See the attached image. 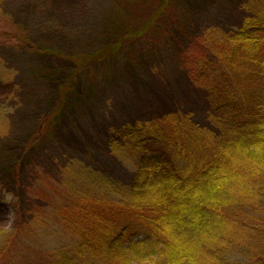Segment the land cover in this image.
<instances>
[{
  "label": "trees",
  "instance_id": "16d2710c",
  "mask_svg": "<svg viewBox=\"0 0 264 264\" xmlns=\"http://www.w3.org/2000/svg\"><path fill=\"white\" fill-rule=\"evenodd\" d=\"M194 2L201 7L203 0ZM241 7L246 15L240 26L226 30L213 24L203 31L196 42L207 45L200 59L185 58L187 51L177 58L189 82L206 91L215 129L199 127L190 114L180 113L113 129L111 154L135 166L130 184L106 175L82 156L62 162L55 145L47 152L57 156V177L34 167L28 195H38L44 205L32 207L31 224L22 227L45 244L61 241L41 264H264V0H245ZM152 22L129 28L124 24L113 45L90 53L81 44L85 53L77 57L111 59L112 50L143 35ZM17 28L19 46L28 47L30 33ZM29 52L37 53V46ZM6 63L0 56L1 66ZM64 73L50 71L57 78ZM77 74L67 71L66 77L73 82ZM67 86L47 97L39 130L24 145L26 152L37 151L46 135L55 133L67 106L63 100L72 92ZM5 119L9 115L0 109V126ZM5 156L1 152L2 160ZM19 163L6 159L0 165ZM19 230L3 232L0 262L12 250L3 244L13 238L15 244L28 232L14 237ZM47 230L52 231L48 238ZM60 233L69 240H61Z\"/></svg>",
  "mask_w": 264,
  "mask_h": 264
},
{
  "label": "rangeland",
  "instance_id": "374dc122",
  "mask_svg": "<svg viewBox=\"0 0 264 264\" xmlns=\"http://www.w3.org/2000/svg\"><path fill=\"white\" fill-rule=\"evenodd\" d=\"M170 1L167 5L164 0H1L0 56L7 65L0 64V109L6 110L9 119L0 126V154L6 155L5 160L0 157V164L6 159L20 163L16 167L0 165V241L5 231L17 227L15 237L27 230L22 225L31 224L30 209L43 207L38 195H28V186L35 182L34 167L57 177V156L47 152L54 145L61 151L62 162L82 156L130 184L133 163L110 152L113 129L171 113L190 114L199 127L213 128L206 91L189 82L177 58L187 51L185 58L200 59L207 45L196 42L210 25L226 30L240 26L246 15L241 7L245 0H203L201 7L194 0ZM152 19L153 25L143 35L112 50L113 58L78 59L85 53L81 44L87 45L88 53L113 45L114 38L124 33V24L128 28L145 26ZM17 26L30 33L28 47L19 46L21 30ZM33 46H37L35 54L29 52ZM52 70H76L78 74L71 82L66 73L57 78L50 74ZM64 84L72 92L63 100L67 106L55 133L46 135L37 151L26 152L24 145L39 130L47 95L58 93ZM27 231L15 244V238L5 244L3 239V246L12 250L0 264H41L60 241L49 239L45 244L36 235L27 236L32 233ZM51 232H45L47 238ZM60 235L61 240H69L67 234ZM22 238L24 243H20Z\"/></svg>",
  "mask_w": 264,
  "mask_h": 264
},
{
  "label": "bare ground",
  "instance_id": "6f19581e",
  "mask_svg": "<svg viewBox=\"0 0 264 264\" xmlns=\"http://www.w3.org/2000/svg\"><path fill=\"white\" fill-rule=\"evenodd\" d=\"M50 95H51V94H48V95H47V97H50ZM122 161H124V162H131V163H133L132 161H126V160H122ZM126 164H127V163H126ZM133 165H134V163H133ZM134 168H135V166H134ZM105 171H106V170H105ZM102 172H104V170H103V169H102ZM104 173H105V172H104ZM105 174H106V175H108L107 173H105ZM108 176L115 178L114 176H112V175H110V174H109ZM115 179H117V178H115ZM118 180H119V179H118Z\"/></svg>",
  "mask_w": 264,
  "mask_h": 264
}]
</instances>
